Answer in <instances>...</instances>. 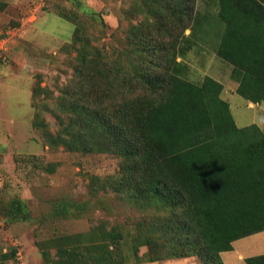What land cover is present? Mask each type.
<instances>
[{
  "label": "trees",
  "instance_id": "obj_1",
  "mask_svg": "<svg viewBox=\"0 0 264 264\" xmlns=\"http://www.w3.org/2000/svg\"><path fill=\"white\" fill-rule=\"evenodd\" d=\"M215 1L217 18L225 25L216 55L232 65L236 92L261 103L264 0ZM135 2L138 12L159 20L149 25L158 36L153 56L145 62L141 44L148 42L137 40L138 56L130 66L132 60L112 58L76 26L74 76L61 88L53 110L59 128L50 131L39 110L33 126L43 129L52 147L121 157L110 186L121 196L156 205L160 212L139 221L130 241L122 226L100 223L56 235L49 246L38 244L49 264H129L193 255L203 264H225L222 252L232 250L234 241L264 230V129L257 123L237 124L217 78L207 74L197 83L185 77L183 57L199 41L194 32L185 33L198 0ZM47 91L41 85L34 88L38 96ZM45 169L55 172L56 166ZM7 201L3 215L9 221L33 218L25 199ZM88 207L62 198L54 201L50 216H79ZM143 245L146 254H140ZM51 248L60 256L54 257ZM13 254H0V264H8ZM243 264H264V253L247 256Z\"/></svg>",
  "mask_w": 264,
  "mask_h": 264
},
{
  "label": "rangeland",
  "instance_id": "obj_2",
  "mask_svg": "<svg viewBox=\"0 0 264 264\" xmlns=\"http://www.w3.org/2000/svg\"><path fill=\"white\" fill-rule=\"evenodd\" d=\"M217 12L215 0L196 3L185 33L194 32L196 40L202 38L204 42L194 40L195 45L183 57L185 77L197 83L207 74L217 78L224 85L223 97L230 103L237 124L257 123L264 129V100L248 105L249 101L236 92L232 65L212 50L219 34L210 39L214 30L221 28ZM157 20L147 11L138 12L135 0H0V254L14 251L8 264H49L40 241L49 246V239L56 235L87 231L100 223L108 228L122 226L130 241L129 234L137 232L139 221L160 212L156 205L121 196L110 186V178L116 177L122 166L121 157L111 152H70L62 146L52 147L43 129L33 126L39 110L50 131L59 128L53 110L61 88L74 76L77 52L71 44L76 26L81 25L92 44L103 52L114 58L122 55L125 62L127 58L132 60L131 66L138 56L137 40L148 42L141 44L144 61L153 56L152 45L158 36L149 25H156ZM144 22L145 28L131 31L134 25ZM205 25L208 31L202 29ZM40 85L48 91L38 96L34 88ZM50 164H55V172L45 169ZM14 196L26 200L31 220L12 222L3 215L4 202ZM62 198L85 202L89 207L79 216H50L54 201ZM252 236L234 241V249L224 253L227 264L229 260L232 264L243 263L237 259L239 252L246 256L262 254L264 235L257 239ZM253 240L257 248L251 252L248 248H253ZM147 251L146 245L140 248V254ZM51 252L54 257L60 256L55 248ZM129 264L203 262L193 255Z\"/></svg>",
  "mask_w": 264,
  "mask_h": 264
},
{
  "label": "crops",
  "instance_id": "obj_3",
  "mask_svg": "<svg viewBox=\"0 0 264 264\" xmlns=\"http://www.w3.org/2000/svg\"><path fill=\"white\" fill-rule=\"evenodd\" d=\"M205 16H206V14H205ZM205 19H207V18H205ZM218 19V21H219V23H220V26H221V28H216L214 31L216 32L215 34H213L212 35V37H211V39L210 40H212V38H215V36H216V34L218 33H220V31H222L223 30V28H224V23L223 22H220V20H219V18H217ZM209 27V26H208ZM207 27V25H205L204 26V30L205 31H207V30H209V28ZM202 29H203V27H202ZM196 36V35H195ZM220 37V36H219ZM199 40H203L202 38H199ZM209 40V41H210ZM219 40V39H218ZM208 41V42H209ZM218 44H219V41H217V44L216 45H213L212 46V50H213V52L216 54V49H217V47H218ZM209 48V45H207L206 46V48ZM207 48V49H208ZM237 82V84H238V81H236ZM225 89V88H224ZM222 96H223V93H222ZM224 98V97H223ZM248 105H250V106H255V105H257V103H253V102H248ZM252 235H254V236H252L253 238H255V239H257V238H259V237H261L262 235H264V230L263 231H260V232H257V233H254V234H252ZM249 236H251V235H249ZM247 237V236H246ZM244 238V237H243ZM256 242V240H253V242ZM255 242H254V244H253V248L251 249V247H249L248 248V250H251V252H253V249H256L257 247L255 246ZM264 244V243H263ZM261 245H262V242H261ZM260 248H261V246H260ZM234 249V248H233ZM232 249V250H233ZM225 252H227V251H224V252H222V258H223V260H224V263L225 264H227L226 263V260H225V257H224V253ZM237 252V251H236ZM261 253H264V251H260ZM245 254H247V253H243V252H239L238 253V255H237V259H239L240 261L241 260H243V263H244V260H245V258L247 257ZM253 255H256V254H253ZM250 256V255H249ZM229 262H230V264H232V261L231 260H229ZM243 263H241V264H243ZM236 264H240V263H236Z\"/></svg>",
  "mask_w": 264,
  "mask_h": 264
}]
</instances>
